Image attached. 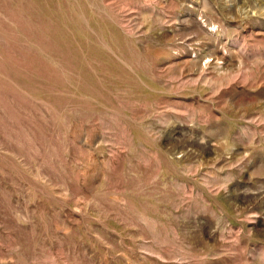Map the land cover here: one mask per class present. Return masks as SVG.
I'll return each mask as SVG.
<instances>
[{"label": "rangeland", "instance_id": "obj_1", "mask_svg": "<svg viewBox=\"0 0 264 264\" xmlns=\"http://www.w3.org/2000/svg\"><path fill=\"white\" fill-rule=\"evenodd\" d=\"M0 264H264V0H0Z\"/></svg>", "mask_w": 264, "mask_h": 264}]
</instances>
